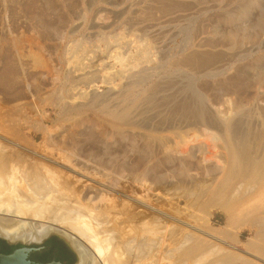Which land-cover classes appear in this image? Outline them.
Instances as JSON below:
<instances>
[{
	"label": "rangeland",
	"instance_id": "rangeland-1",
	"mask_svg": "<svg viewBox=\"0 0 264 264\" xmlns=\"http://www.w3.org/2000/svg\"><path fill=\"white\" fill-rule=\"evenodd\" d=\"M0 120L8 173H35L57 193L52 168L84 166L82 176L62 170L79 180L81 204L107 200L121 211L127 198L163 200L169 215L181 188L220 164L201 158L200 146L219 151L215 130H191L233 122L228 134L264 133V0H0ZM255 142L248 152L262 158L264 142ZM145 167L151 191L139 184ZM212 216L223 227L225 215Z\"/></svg>",
	"mask_w": 264,
	"mask_h": 264
},
{
	"label": "bare ground",
	"instance_id": "bare-ground-1",
	"mask_svg": "<svg viewBox=\"0 0 264 264\" xmlns=\"http://www.w3.org/2000/svg\"><path fill=\"white\" fill-rule=\"evenodd\" d=\"M34 62L40 65L41 61L35 58ZM78 105L75 109L82 108ZM233 127L235 128L234 123L230 122L225 129L210 125L190 129L195 132L196 138L213 134L209 130H215L213 135L218 141L216 146L219 151L215 150V155H211L210 148L200 146L201 158L203 161L211 157L217 158L220 164L215 166L213 175L205 182L181 188V194L172 200L175 202V209H170L169 215L163 210V200H155L158 202H155V205L158 206H150L126 197L133 204L130 203L131 205L126 207L122 203L121 211L118 205L114 208L115 205L110 202L108 204L107 200L103 206H94L91 202L90 205H84V202L81 204L77 194L80 190L79 180L73 181L74 176L70 179L62 170L82 176L81 174L87 173L88 170L84 166L76 168L81 174L63 165L52 168L51 172L55 174L52 182L57 185L55 188L58 190L56 193L35 173H18L17 176L8 173L7 161L0 158V236L10 241L39 242L53 232L51 223L59 224L88 244V247L78 242L73 244L74 250L79 254L78 264H166V261L168 264H264V151L262 158L251 157V152H248V148L253 146L255 141L264 142V133L262 136L247 135L244 131L245 135L240 136L235 133L228 134ZM40 130L47 131L44 127H40ZM182 132L179 135L181 141L186 139L189 133ZM63 149L68 148L60 145L57 150ZM63 159L67 160V157ZM69 163L73 165L71 161ZM141 163L139 161V164ZM149 171L151 168L145 167L143 173L137 174L140 177L139 184L146 188V191H151L155 186L153 183L147 184V177L151 176ZM60 190L71 199L61 195ZM14 192L16 193L13 194ZM120 198L123 199L122 196ZM126 200L124 198L123 201ZM99 201L97 203L100 204ZM172 201L169 204H172ZM180 201L184 206H181L182 211H179ZM116 209L120 213L124 212L118 219L115 216L121 214ZM214 211L225 215L223 227H212ZM182 214L186 215L185 221L180 219ZM110 217L112 219L108 221ZM165 219L171 220L169 227L161 224ZM187 220L199 223V227L188 224ZM111 222L114 225L110 226ZM125 228H128V231ZM243 228L250 229L253 234L245 242L240 240V231ZM222 239L228 240L229 246L224 248L226 244ZM165 245L168 248L164 251L166 253H163ZM239 245L244 247L241 254L237 253Z\"/></svg>",
	"mask_w": 264,
	"mask_h": 264
},
{
	"label": "flooded vegetation",
	"instance_id": "flooded-vegetation-1",
	"mask_svg": "<svg viewBox=\"0 0 264 264\" xmlns=\"http://www.w3.org/2000/svg\"><path fill=\"white\" fill-rule=\"evenodd\" d=\"M4 245L10 250L6 253L7 250L1 251L0 245V254H9L13 250L22 247V245H9L6 242L0 240ZM38 250L32 252L29 255V260L35 264H78L79 263V254L74 250V248L68 247L63 240L59 239L56 236H51L47 238L44 242L38 245H32Z\"/></svg>",
	"mask_w": 264,
	"mask_h": 264
},
{
	"label": "water",
	"instance_id": "water-1",
	"mask_svg": "<svg viewBox=\"0 0 264 264\" xmlns=\"http://www.w3.org/2000/svg\"><path fill=\"white\" fill-rule=\"evenodd\" d=\"M53 232L49 235L45 236L39 242H26V241H10L4 237L0 236V240L6 242L9 245H22V247L13 250L9 254H0V264H35L29 260V255L32 252L37 251V248H34L32 245H38L44 242L47 238L51 236H56L59 239L63 240V242L70 247L73 248V244L75 242L81 243L82 245L88 247V244L78 235L71 233L69 230L61 227L59 224L51 223ZM83 246V247H84ZM56 264V263H52Z\"/></svg>",
	"mask_w": 264,
	"mask_h": 264
},
{
	"label": "trees",
	"instance_id": "trees-1",
	"mask_svg": "<svg viewBox=\"0 0 264 264\" xmlns=\"http://www.w3.org/2000/svg\"><path fill=\"white\" fill-rule=\"evenodd\" d=\"M1 245V251L7 250L6 253L10 252V250H8V248L4 245V243L0 242Z\"/></svg>",
	"mask_w": 264,
	"mask_h": 264
}]
</instances>
